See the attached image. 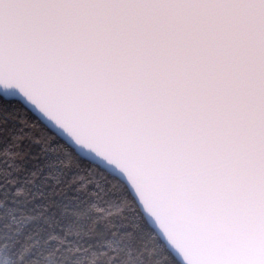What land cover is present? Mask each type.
I'll return each mask as SVG.
<instances>
[{
  "label": "snow or ice",
  "instance_id": "1",
  "mask_svg": "<svg viewBox=\"0 0 264 264\" xmlns=\"http://www.w3.org/2000/svg\"><path fill=\"white\" fill-rule=\"evenodd\" d=\"M0 264H264V0H0Z\"/></svg>",
  "mask_w": 264,
  "mask_h": 264
}]
</instances>
